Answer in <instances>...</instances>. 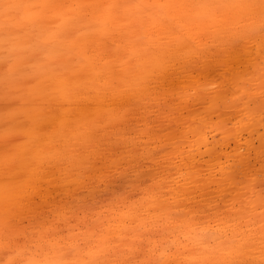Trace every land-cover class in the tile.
<instances>
[{"label":"snow or ice","instance_id":"snow-or-ice-1","mask_svg":"<svg viewBox=\"0 0 264 264\" xmlns=\"http://www.w3.org/2000/svg\"><path fill=\"white\" fill-rule=\"evenodd\" d=\"M0 264H264V0H0Z\"/></svg>","mask_w":264,"mask_h":264}]
</instances>
